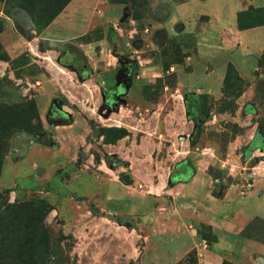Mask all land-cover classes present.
Instances as JSON below:
<instances>
[{
	"label": "rangeland",
	"instance_id": "rangeland-1",
	"mask_svg": "<svg viewBox=\"0 0 264 264\" xmlns=\"http://www.w3.org/2000/svg\"><path fill=\"white\" fill-rule=\"evenodd\" d=\"M243 1L58 0L48 21L56 0H0V104L38 112L32 132L9 138L0 203L51 206L49 264H264V152L247 149L264 138V53L250 69L229 30L191 28L209 15L235 29L239 12L264 7L237 12ZM21 10L32 31L20 45ZM252 14L250 25L264 21ZM258 32L240 51L264 50ZM125 76L120 104L99 112ZM196 95L194 120L185 105ZM51 108L68 119L49 120ZM111 126L128 135L105 145Z\"/></svg>",
	"mask_w": 264,
	"mask_h": 264
},
{
	"label": "trees",
	"instance_id": "trees-1",
	"mask_svg": "<svg viewBox=\"0 0 264 264\" xmlns=\"http://www.w3.org/2000/svg\"><path fill=\"white\" fill-rule=\"evenodd\" d=\"M54 3L59 8L55 10L54 6L53 11L55 12L48 21H51L65 5V2L63 5H59L58 0ZM22 8L32 15V9L26 6ZM250 8L252 7L250 6ZM250 8L237 14L238 30H248L264 25V21L257 25H250L245 21L244 18L247 14L252 16L253 12L255 14L264 12V7L252 8L251 12ZM28 106H32L34 109L35 114L32 117L28 114ZM61 115L64 116V119H68L66 114L61 112ZM37 118V109L31 101L19 108L0 104V170L8 150L10 136L21 130L31 131L24 124L29 123L30 119L37 120ZM65 124L69 123L64 122L62 125ZM247 149L249 152L255 150L264 152V138L256 133ZM51 210V206L41 200L29 203H0V264L5 261H10L11 264H49L47 257L51 249V241L45 217ZM55 264L60 263L57 261Z\"/></svg>",
	"mask_w": 264,
	"mask_h": 264
},
{
	"label": "crops",
	"instance_id": "crops-1",
	"mask_svg": "<svg viewBox=\"0 0 264 264\" xmlns=\"http://www.w3.org/2000/svg\"><path fill=\"white\" fill-rule=\"evenodd\" d=\"M242 1V0H241ZM252 0H245V1H243V3L240 5L241 7H239V9L237 10V12H239V11H241V10H243L244 9V7H245V5H246V3H249V2H251ZM264 1V0H263ZM185 8L184 7H181V9H180V11L181 12H179L180 13V20H182V21H185V15H184V12H185V10H184ZM20 15H18L17 16V21L19 22V24H20V31H18L19 32V34L21 35V37L22 38H18L17 39V43H20V45H21V42H23V38H25V36H26V34H25V31L26 30H29V31H32L31 30V26H29V21H30V17H29V15H28V13H26L24 10H21V12L19 13ZM237 14V13H236ZM208 17L210 18V20L208 21V22H204L203 23V25L202 26H199L198 24L199 23H197V25H195V24H193V26H191V28H195V30H197V29H201V30H203V31H205V32H210V33H219V36H226V38H227V30H229L230 31V33L228 32V35H230L231 34V39H230V41H232V42H236V47H237V54H239L240 55V57L243 59V58H247V60H249V61H247L246 62V65H248L249 64V66H250V69L251 68H253V63H252V60H250V57H252V59H254V57L255 56H257V55H262L263 53H264V50H262V51H259V52H257V51H255V52H257L256 54L254 53V55H252V53L250 54V53H244L243 52V50L242 51H240V49L242 48V47H244L245 46V40L242 38L248 31H254L255 32V34H258L259 35V33L260 32H258V31H263V29H264V26H262V27H257V28H253V29H248V30H242V31H240V30H238L237 28H236V25H235V29H232L231 27H223V28H221V27H219V26H216L217 25V23H215L214 21H217V19H213L211 16H209L208 15ZM195 25V26H194ZM184 29L185 30H188L187 29V25H185L184 26ZM15 45V47H19V45H17V44H14ZM5 46V50H6V52L8 53V55L10 54L11 56H12V54H11V50H10V48H8L9 46H6V45H4ZM246 48H247V45L245 46ZM244 47V48H245ZM248 47H249V45H248ZM67 51H69V50H67ZM239 52V53H238ZM9 55V56H10ZM10 56V57H11ZM246 60H244V62H245ZM222 79L223 80V78H224V75H220L219 76V79ZM220 79V80H221ZM208 92H212V91H209V90H207ZM187 106V105H186ZM186 110V109H185ZM38 111H39V108H38ZM39 114H41L40 112H39ZM43 161V160H42ZM49 161V160H48ZM42 163H44V165H46L47 166V168H51V166H49V165H47L46 163L47 162H42ZM55 168H57V167H55ZM52 184L53 185H55V189L54 190H58V191H60V190H62V189H69V187L68 186H66V185H63L62 183H61V181H59V180H53L52 181ZM66 191V190H65ZM251 206H252V204L249 206L250 207V209H249V213H251L252 212V208H251ZM242 215H244V212H243V214ZM217 220H220L221 222L223 221V223H225V226H224V228L227 230V231H233L232 230V227H231V225L230 224H227L226 222H225V215L223 214H221V213H218V215L215 217ZM241 253H243V255L245 254V247H243L242 249H241Z\"/></svg>",
	"mask_w": 264,
	"mask_h": 264
},
{
	"label": "flooded vegetation",
	"instance_id": "flooded-vegetation-1",
	"mask_svg": "<svg viewBox=\"0 0 264 264\" xmlns=\"http://www.w3.org/2000/svg\"><path fill=\"white\" fill-rule=\"evenodd\" d=\"M129 84H130V77L125 76V78L120 80L114 87H112V88H110V90H107L106 92H104V103H103V105L112 108V110L110 112L114 111V105L120 104V102H121L120 97L127 92ZM188 104L190 107H192L191 108L192 112H190L191 117H194V120L198 119L197 117H198V110H200V102H198L193 97H191L187 100L186 105H188ZM61 112L62 111L56 110L53 108L49 109L48 114H47L48 119L51 120V119H55V118L56 119L61 118L63 120L64 116L61 115ZM62 113H64V112H62ZM57 124L59 125V124H64V123H62V121H61Z\"/></svg>",
	"mask_w": 264,
	"mask_h": 264
},
{
	"label": "water",
	"instance_id": "water-1",
	"mask_svg": "<svg viewBox=\"0 0 264 264\" xmlns=\"http://www.w3.org/2000/svg\"><path fill=\"white\" fill-rule=\"evenodd\" d=\"M31 22V21H29ZM193 98L195 100H197L198 102H200V96L196 95L193 96ZM8 100H0V102H5ZM105 108H107L109 110V112L112 110V108L108 107V106H104L102 105L99 109V112H102ZM185 109L187 110V106L185 105ZM66 114V113H64ZM67 115V114H66ZM190 112H186V116L187 118L189 117ZM68 116V115H67ZM105 135H104V144L105 145H114L117 141H119L120 139L126 137L128 135V131L125 128H120V127H107L105 128ZM124 181H128L129 179L127 177L123 178Z\"/></svg>",
	"mask_w": 264,
	"mask_h": 264
}]
</instances>
